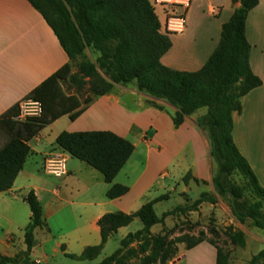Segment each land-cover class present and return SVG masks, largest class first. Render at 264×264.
Masks as SVG:
<instances>
[{
  "label": "crops",
  "instance_id": "crops-1",
  "mask_svg": "<svg viewBox=\"0 0 264 264\" xmlns=\"http://www.w3.org/2000/svg\"><path fill=\"white\" fill-rule=\"evenodd\" d=\"M238 6L231 0H191L186 29L169 36L171 47L161 57V65L179 72L198 71L217 47L222 25ZM211 8L216 9L214 15L209 12ZM245 37L251 46L250 68L261 86L247 93L241 99L240 113L232 115V138L264 189V0H258L248 13ZM68 62L53 31L27 0H0V116L15 106L18 115V103L32 98L31 92ZM149 99L133 86L114 84L87 105L80 98V108L85 109L75 120L61 116L27 143L30 153L22 170L11 189L0 193V221L7 225L6 235L0 240V264H68L67 260L98 264L110 256L104 252L112 249L111 244L115 245L113 254L121 240L142 229L140 220L134 218L108 237L96 259L70 258L101 244L98 221L102 216L116 212L131 215L150 202L155 207L161 201L154 196L160 189L169 194L177 192L181 200V192L197 190L195 181L211 180L212 161L205 134L191 118L175 127V109L165 103H159L163 108L154 107ZM16 117L19 123L30 122ZM63 131H107L129 141L133 153L112 182L127 187L128 192L108 199L105 194L110 185L103 176L56 145V137ZM49 154L64 159L63 176L43 171V161ZM168 169L173 172L172 181L156 185L155 177ZM30 191L40 203L44 226L33 229L28 247L24 231L30 222V210L23 198ZM167 211L160 217L155 214L161 218ZM12 228H17L19 235L11 234ZM206 246L211 248V264H215L216 250L208 242L190 250ZM178 259L175 264L183 256Z\"/></svg>",
  "mask_w": 264,
  "mask_h": 264
},
{
  "label": "trees",
  "instance_id": "trees-1",
  "mask_svg": "<svg viewBox=\"0 0 264 264\" xmlns=\"http://www.w3.org/2000/svg\"><path fill=\"white\" fill-rule=\"evenodd\" d=\"M27 1L51 28L70 61L76 47L73 39L76 32L69 27V14L63 5L65 2L74 20H81L79 24L86 40L100 52L97 60L99 67L105 73H110L112 82L124 86L134 82L139 92L175 107L176 112L172 115L175 127L180 126L185 117L198 108L208 107L207 116L198 125L207 132L210 156L218 165L214 177L215 187L220 188L227 182L222 179L233 169H238L251 178L256 193L264 199V189L260 187L232 138V115L240 113L241 99L261 86V80L250 68L251 46L245 37L247 15L257 6L258 0H231L232 4L239 6L222 25L220 39L213 53L195 72L174 71L161 65V57L171 47L170 35L161 31L155 9L149 0H45L49 3L47 7L53 17L34 0ZM69 77L68 62L31 92L30 97L42 105L40 118L26 123L17 122L14 119L17 116L16 106L0 116V193L11 189L22 170L30 153L27 145L30 140L61 116L68 115L70 120H75L84 111L85 107L80 108V97L66 93L62 87V83ZM112 87L109 85L92 97L102 96ZM230 90L231 95H227ZM92 97H86L84 104L87 105ZM212 97L214 99L211 100ZM148 103L154 106L150 100ZM55 143L72 158L103 176L104 182L110 185L105 194L108 199L122 197L128 192L127 187L112 182L133 153L134 146L129 141L107 131H63L58 134ZM23 201L30 210V222L24 231L25 242L30 247L33 229L43 227L44 223L40 203L33 191L28 192ZM153 204L147 203L131 215L116 212L102 216L98 221L101 244L87 248L79 257L70 258L88 261L96 259L108 237L117 228L137 218L142 223V229L121 240L120 247L100 262L121 264L127 240L149 236L150 228L160 223L161 218L156 216ZM253 207L249 217L264 232V210H261L259 204ZM233 211L237 216L241 215L234 204ZM200 242L189 244L186 250ZM170 259V254L163 253L159 264H165ZM256 260L264 264V250L252 259L251 264ZM215 264H227L218 250Z\"/></svg>",
  "mask_w": 264,
  "mask_h": 264
},
{
  "label": "rangeland",
  "instance_id": "rangeland-1",
  "mask_svg": "<svg viewBox=\"0 0 264 264\" xmlns=\"http://www.w3.org/2000/svg\"><path fill=\"white\" fill-rule=\"evenodd\" d=\"M34 1L40 4L49 16L53 17L47 7V5L49 6L47 1ZM63 5L69 14V27L76 32V36L73 38L76 47L73 50V58L69 61L70 77L62 83V87L68 94L78 95L82 99L90 98L109 85L118 83H113L109 76L110 73H105L99 67L97 60L100 57V52L86 40L81 32L80 19L77 18L78 22L75 21L69 6L65 2ZM155 12L162 22L163 15L160 7H156ZM187 16L186 14V21ZM126 86L136 88L134 82ZM227 95H231V90L227 92ZM212 99L214 98L212 97ZM149 100L159 108H163L159 103L168 104L153 98ZM173 108L176 112V108ZM208 110V107L202 106L185 117L193 119L206 138L207 132L198 123L207 116ZM211 161V180L208 182L195 181L197 190L190 188L181 192V200L177 192L169 194L166 189H160L154 195L156 198H161V201L153 207L157 216L160 217L162 212L168 211L161 217L160 223L150 228L149 236L127 240L123 257L120 259L121 264H159L163 253L171 255V259L165 264H172L181 256L183 259L177 264H211L213 256L210 254V247L186 250L189 244L199 241L211 244L225 258L227 264H251L252 259L264 250V232L257 228L249 217L256 204H259L261 210H264V199L256 193L251 178L238 169H233L227 177L222 179L227 182L223 183L220 188H216L214 177L218 165L213 157H211ZM172 174L171 169H168L166 173L161 171L154 179L155 184L159 186L166 184L167 181H172ZM178 181H182V179ZM188 182L185 181V184ZM180 186H182L181 183ZM233 204L239 210L240 216H237L233 211ZM6 230L7 225L0 221V240L5 237ZM11 234L19 235L18 229L12 228ZM110 246L112 249L106 250L104 254H112L115 245L111 244ZM66 262L68 264L79 263L69 260ZM253 264H261V260H256Z\"/></svg>",
  "mask_w": 264,
  "mask_h": 264
},
{
  "label": "built area",
  "instance_id": "built-area-1",
  "mask_svg": "<svg viewBox=\"0 0 264 264\" xmlns=\"http://www.w3.org/2000/svg\"><path fill=\"white\" fill-rule=\"evenodd\" d=\"M154 9L160 7L163 20L160 22L161 31L168 35L182 34L186 29V14L191 5V0H150ZM210 14L216 13L215 8L210 9ZM42 115L41 103L33 98H25L18 103L16 119L21 122L35 120ZM47 175L61 177L65 174L64 159L57 154H49L42 165Z\"/></svg>",
  "mask_w": 264,
  "mask_h": 264
},
{
  "label": "water",
  "instance_id": "water-1",
  "mask_svg": "<svg viewBox=\"0 0 264 264\" xmlns=\"http://www.w3.org/2000/svg\"><path fill=\"white\" fill-rule=\"evenodd\" d=\"M177 261H179V259H177ZM172 264H175V261H174V262H172Z\"/></svg>",
  "mask_w": 264,
  "mask_h": 264
}]
</instances>
